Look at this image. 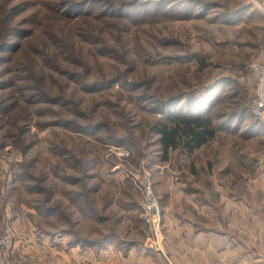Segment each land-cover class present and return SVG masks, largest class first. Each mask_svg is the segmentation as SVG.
<instances>
[{
    "label": "rangeland",
    "instance_id": "374dc122",
    "mask_svg": "<svg viewBox=\"0 0 264 264\" xmlns=\"http://www.w3.org/2000/svg\"><path fill=\"white\" fill-rule=\"evenodd\" d=\"M21 1L24 0L12 3ZM198 1L218 6L200 12L198 18L180 20L169 19L168 15L160 16L161 19L156 22L130 28L122 26L120 31L113 25L121 24L110 20L86 19L82 23L65 20V23H59L49 19L44 10H38L31 16L34 26L28 24L24 27L29 29L28 36L14 40L18 49L0 54L6 59L0 65V72H3L1 79L11 84L0 89V100L11 101L10 110L0 114V231L8 227L16 237H24L28 244H35L34 237L44 236L43 242L50 245L46 231L55 233L53 240L66 243L68 240L67 236L59 233L65 225L55 219L53 225L52 222L44 223L38 216L29 218L30 213H35L32 202L37 196L27 192L24 185L9 195L10 188L18 187L11 183L13 170L9 169L23 159L15 143L17 137L19 145L30 144L27 152L36 156L35 167L48 174V180H44L43 185L50 186L51 173L47 163L54 164L65 157V175L79 180L72 183L65 179V183H59L60 188L65 186L66 191L96 186L94 205L97 208L100 209L108 200L114 202L106 209L105 213L109 215L116 210L126 213V206L121 202L127 204L134 201L138 204L143 199V186L149 182L153 196L160 202L161 211L167 219L163 229L211 231L214 236V264H263L264 132L246 133L243 125L239 131H243L246 137L220 128L213 140L191 155L171 151L167 160L162 162L157 138L151 131L158 115L138 109L128 101V94L123 92L120 96L116 87L101 92L83 88L84 81L105 80L116 70L118 75L140 85L137 93L147 91L162 97L185 90L186 85H209L227 75L249 87L246 80L241 82L246 71L240 73L233 66L244 65L247 68L259 56H264V18L257 13L261 20L255 18L256 25H246V29L219 25L216 16L243 5L244 0ZM32 2L26 0L17 25L37 10L33 9L35 1ZM5 25L16 26V23L9 24L0 12V31ZM80 25H92L96 28L95 32L100 31L99 37L107 39L116 60L110 53L107 56L98 54V45L81 40L77 31ZM50 35L54 38H49ZM65 35L72 40L69 49L74 55L72 58L65 54ZM188 54L196 55L202 63L197 59L180 60ZM66 73L72 76H66ZM44 91L53 98L61 95L64 104L57 103V100L47 102L48 99L39 101L38 105L29 101L30 95H42ZM247 96L250 101L249 90ZM223 102L215 110L216 113L226 112ZM230 106L228 104L227 108ZM61 119L76 125L77 129L98 127L100 130L94 131L92 136L81 131L78 134L71 128L60 126L63 121L55 122ZM222 119L218 118L217 123L220 124ZM35 121L47 124L38 127ZM52 122L58 124L52 126ZM142 128L147 133L145 139L141 135ZM127 131L132 132L138 145L132 147V154L106 140L111 134ZM56 149L65 152L58 156L51 152ZM69 153L93 160L87 170L92 177L85 178L77 165L76 169L71 166L74 161L69 158ZM190 166L194 167L196 175L190 172ZM54 198L65 206L66 212L73 211L60 192L55 193ZM135 214L123 216L118 229L121 234L142 243L148 229L144 222L141 223L138 210ZM76 229L83 235H96L92 222L86 219L81 218ZM226 231H229L230 237L222 238V233ZM113 248L119 251L117 247ZM17 253L31 257L37 264H57L56 256L52 257L56 259L54 262L50 257L35 255V252L33 255ZM162 260L152 255L146 264H157ZM114 261L119 264L115 258ZM65 264L77 263L66 257Z\"/></svg>",
    "mask_w": 264,
    "mask_h": 264
},
{
    "label": "trees",
    "instance_id": "16d2710c",
    "mask_svg": "<svg viewBox=\"0 0 264 264\" xmlns=\"http://www.w3.org/2000/svg\"><path fill=\"white\" fill-rule=\"evenodd\" d=\"M13 1L15 0H0V12L2 15L5 16L9 24L11 22L16 23V26L5 25L4 29L0 31V54L12 53L18 49L16 48L18 44L16 45L14 40L24 39L28 36L29 29H25L24 27L29 26L28 24L34 26L32 25L33 21H31V16L38 10H44V14H46L49 19L52 18L53 21L59 23H65V20H79L82 23V20L86 19L115 21L121 24L113 25L120 31L122 26L124 28H130L156 22L161 19L160 16L163 17L168 15L171 17L169 19L180 20L198 18L200 12L207 11V7L211 8V5L207 2H199L198 0H161L158 2L145 0H116V2H107L106 0H33V2L35 1L33 9L35 8L37 10L33 11L28 17H25L21 25H17L19 16L25 10L24 4L26 0L19 3H12ZM33 2L31 4H33ZM240 6L238 5L231 11L223 12V15H219L218 17L223 18ZM245 7L251 9L246 2L242 5V8ZM254 12L257 13L256 11ZM175 13L176 15L174 16ZM77 31L81 40L99 46L97 49L98 54L107 56V54L110 53L116 60L114 51L107 45V39L103 37L100 38L99 33L101 32H95V27H92V25L85 27L80 25ZM49 38H54V35H50ZM71 46V37L65 35V54L69 56V58L74 57V55L69 52ZM141 52L145 54L143 51ZM195 59H197L199 63H202L196 55L192 54H188L180 60L186 62ZM4 61H6V59L3 58V55L0 56V65H3ZM118 62L122 61L118 59ZM236 68L240 73L243 71L247 72V68H245L244 65L233 66V69ZM2 73L3 72H0V89L11 86V84L2 81ZM66 76H72V74L66 73ZM139 86L140 85L128 80L126 77L118 75L117 70L105 80H94L92 82L84 81L83 83V88L85 90L96 92L106 91L109 88L116 87L117 93L120 96H123V92L127 93L128 95L126 97L128 101L137 106L138 109L151 115H158V119H155L154 123L151 125V131L157 138V143L162 153V162L167 160L168 154L171 151L191 155L193 151L213 140L220 128L227 130L225 132L231 134L238 133L245 135L243 131H239V127L244 125L246 133L257 130L264 132V125L255 120L250 114V104L247 96L249 87L237 83V80L232 75L219 77L211 84L201 87L197 85H186L187 88L185 90H178L165 97L157 96L154 93L150 94L147 91L137 93L136 90ZM55 96L58 97L53 98L48 92L44 91L42 95H30L29 101L35 102V105H38L39 101L48 99L47 102L49 100H57V103L61 102L64 104L65 100L61 95ZM222 102L224 106H226V112L218 114L215 110ZM10 104L11 101L1 99L0 114H6L11 108ZM228 104H231V106L227 108ZM218 118H223L220 124L217 123ZM60 121H63L60 126L63 128H71L73 132H77L78 134L81 131L91 134L90 136H92L94 131L100 130L98 127L77 129L76 125L68 123L65 119L55 122ZM35 124L40 127L47 123L41 124L39 121H35ZM56 124L58 123H51L52 126ZM18 133L22 135V131ZM141 135H143L145 139L147 135V133H145V128L141 129ZM15 138L16 146L21 151L23 159L21 162L12 165L11 168L9 167V170H13L11 183L13 186L15 184L18 185L17 188L12 187L9 189V195H12L15 189H19L21 185H24L27 192H31L37 196L36 200L32 202V209L35 213L29 214L30 219L38 216L43 219L44 223L52 222L54 225L53 220L55 219L60 224L65 225V229H62L59 233L62 234L61 236L65 235L68 237L67 241L69 245L103 248L107 245L114 244L123 250L136 245V239H131L126 234H121L118 225L119 223L121 224L123 216H130L131 214L136 215L135 212L138 210L137 202L133 201L127 204L121 202V205L126 206V213H121L116 210V213L111 211L109 215H106V209L110 208V205L112 203L114 204V202H112V200H108L107 203L103 204L100 202L99 204H102V206H100V209L97 208L94 205L95 192L97 190L96 186L92 188L85 187V189L88 190L78 187L77 189H67L65 191V186H63L64 188H60L59 183H65V179L72 183L79 180L78 178H71L65 175V157L62 161L57 160L54 164L50 162L47 163L51 173L50 186L43 185L42 183H44V180H48V174L41 172V169L35 167L36 156H30L27 152L30 148V144L21 146L19 145V138ZM106 140L114 147H122L128 150L130 154H132V147H138L131 131H127V133L116 132L109 135ZM51 152L58 156H62L65 151L56 149ZM69 158H72L74 161V163H71V166L76 169L77 165L82 176L85 178L92 177L91 174L87 173L88 168L92 166V159H82L71 153H69ZM250 168L252 170L253 165L250 166ZM189 170L192 174H197L194 167L190 166ZM36 173L39 175H36ZM58 192H60L64 199L66 197L68 203L73 207L71 213L66 212L65 206L54 198V194ZM134 215L131 217L135 218ZM81 218L92 222L94 227L93 230L96 234L95 236L83 235L77 231L76 224L78 225ZM139 218L141 223H143L140 216ZM54 234L55 233L46 231V235L48 236H53Z\"/></svg>",
    "mask_w": 264,
    "mask_h": 264
},
{
    "label": "crops",
    "instance_id": "0c3cea01",
    "mask_svg": "<svg viewBox=\"0 0 264 264\" xmlns=\"http://www.w3.org/2000/svg\"><path fill=\"white\" fill-rule=\"evenodd\" d=\"M207 3L211 5V8L207 7V10L216 9L218 6L213 3ZM240 5L239 8L230 14L228 13L223 18L216 16V19L218 18L216 21H219V25H231L234 28L241 29L246 25H256V21L261 20V17L257 15V13L250 8H242V4ZM255 18H257V20ZM237 25L239 26L236 27ZM261 58L262 56H259L257 59ZM155 200L160 209L162 220V228L157 240L149 238V231L147 230L145 235L146 239L143 240L142 243L136 239L137 243L135 246L123 250L114 244L107 245L103 248L69 245L68 241L66 243V241L60 242L53 240L54 236L46 237L50 245L43 242L44 236H38L39 238L34 237L38 243L34 241L35 244H28L24 237L18 235L16 239H18L17 244L19 243V245L16 244V250L18 252H27L32 255L35 252V255L43 257L52 258L56 256L58 257L57 261L55 258L52 259L54 262L56 261L57 264H65L66 257H70L71 260L75 261L77 264H87L89 262H92V264H115L114 258L119 264H146L149 262L150 256L152 255L159 256L163 259L157 264H214L213 233L211 231L190 229H176L171 231L163 229L167 219L164 212L162 213L161 211L160 202L158 199ZM229 237V231L222 233V238ZM170 238H172V240H170ZM57 245L58 247H56ZM113 246L117 247L119 251L115 250ZM40 251L44 253L39 254L38 252ZM107 259H110V262H107Z\"/></svg>",
    "mask_w": 264,
    "mask_h": 264
},
{
    "label": "built area",
    "instance_id": "2783aa9c",
    "mask_svg": "<svg viewBox=\"0 0 264 264\" xmlns=\"http://www.w3.org/2000/svg\"><path fill=\"white\" fill-rule=\"evenodd\" d=\"M158 1L161 0L155 2ZM244 2L264 18V0H244ZM241 80L242 83L246 80L249 84L251 116L264 125V56L248 65L246 75L241 77ZM142 195L143 199L137 204L139 214L149 231V238L157 240L162 228L161 212L149 182L143 186ZM0 264H37L31 257L17 253L16 236L8 227L0 231Z\"/></svg>",
    "mask_w": 264,
    "mask_h": 264
}]
</instances>
